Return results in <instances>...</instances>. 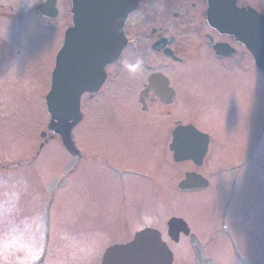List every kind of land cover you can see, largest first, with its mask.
Here are the masks:
<instances>
[{"label": "rangeland", "instance_id": "obj_1", "mask_svg": "<svg viewBox=\"0 0 264 264\" xmlns=\"http://www.w3.org/2000/svg\"><path fill=\"white\" fill-rule=\"evenodd\" d=\"M13 2L15 0H0V264H37L44 258L43 251L46 253L43 264H101L106 249L131 241L134 233L144 228L161 232L162 239L172 250V264H195L194 253L186 238L176 246L166 237V223L170 217L183 218L191 231L196 228L200 232L198 235L209 244L203 251L207 264H242V260L264 264V171H261L259 192L261 217L259 207H253L252 211L249 207L244 208L253 228L240 214L228 219L238 232L236 236L241 248L245 249L237 251H231L228 242L213 234L212 221L215 218L212 210L204 213L206 205H200L199 209L193 204L191 193L178 191L176 185L190 164H173L167 146L169 135L146 137L148 144L155 147L159 162L146 153L149 146L139 141H136L135 149L114 151L120 160L148 169L155 170L157 162V173L163 177L160 186H144L130 177L112 176L110 179L99 172V150L108 149L104 146L110 145L107 137L100 136L99 142V127L104 124L111 129L110 117L99 118V112L104 109L99 104H104L107 98L99 99V92L92 94L91 98L87 94L81 96L75 117L63 123L48 112L45 97L50 92V73L54 63L49 55L57 46L44 56L43 38L35 33L12 36L9 29H4L6 26L2 23L7 21L3 17L11 12ZM240 3L264 14V0H240ZM13 7L20 8L18 3ZM8 24L20 25L10 21ZM24 26L35 30L31 23L26 22ZM51 43L53 45L48 42ZM18 44L24 51L18 54L30 55L39 49L40 53L35 55H43L42 59L16 60ZM252 63L250 56L248 70ZM254 85V78L247 74L243 87L253 89ZM259 85L262 93L261 139L264 140L262 74ZM225 96L226 92L218 91L214 99L202 101L196 104L197 107L191 102L190 108L180 106L170 110L169 118H189L190 114H197L204 119V127L213 132L220 127L229 136L224 153L235 157L240 155L238 145L245 146L250 140L251 120L241 103V100L245 102L244 97L240 99L237 93L226 98L229 106L220 110L214 107ZM199 111L203 113H197ZM161 115L160 111H153L146 117L159 118ZM136 116L144 118L138 110ZM227 117L228 121L225 120ZM126 129L132 131L130 127ZM69 140L72 145L67 149ZM100 145L103 148H99ZM161 154L165 157L164 163L160 162ZM121 188L124 190L120 192ZM116 198L119 202H115ZM108 202L110 205L114 203L109 216H117L120 223L114 226L115 218L110 223L104 218L99 230V211L105 212ZM189 206L191 209L187 210ZM184 209L187 210L185 213ZM207 219L209 224L201 230L200 225ZM234 243L238 244L236 239ZM46 245L47 251L43 250Z\"/></svg>", "mask_w": 264, "mask_h": 264}, {"label": "flooded vegetation", "instance_id": "obj_2", "mask_svg": "<svg viewBox=\"0 0 264 264\" xmlns=\"http://www.w3.org/2000/svg\"><path fill=\"white\" fill-rule=\"evenodd\" d=\"M89 1L15 0L10 5L11 12H7L8 14L3 17L7 23L2 24L6 26L4 29H9L12 36L35 33L43 38L44 56L49 55L50 50L57 46L49 55L55 62L56 55L64 45L66 33L75 28V6ZM114 1L115 8L121 6L124 10L121 23L123 45L115 59L102 68L103 77L97 91L99 99L108 100L104 104H99L100 108H104L99 112V118L110 117L111 126V129L104 124L99 127V142H101L100 136L104 139L107 137L110 142V145L104 146L108 149L99 150L101 170L99 172L109 178L130 177L144 186H160L163 184V177L156 170L159 157L155 147L148 144L146 137L169 135L167 146L173 164H190L176 185L178 191L191 193L194 196L193 204L197 208L206 205L203 209L204 213L212 210L211 213L215 218L212 221L214 225L212 232L228 242L231 251L245 250L240 246L234 224H230L228 219L240 214L243 216V221L252 229L250 216L244 208L249 207L252 211L253 207L258 208L261 203L259 192L261 171H264V140L261 139L262 93L259 85L261 72L257 69L254 59L248 70L247 61L251 54L248 55L247 47L239 37L220 32L213 26L208 14V0ZM16 2L20 7L18 9L13 7ZM232 3L235 10L253 11L264 26V14L261 15V10L256 11L243 6L240 0H232ZM9 21L20 25L14 27L8 24ZM26 22L31 23L35 30L24 26ZM11 27L13 28L10 29ZM48 42H53V45L52 43L49 45ZM26 46L32 47L30 44ZM35 50L37 52L30 55L18 54L24 53L18 44L16 60H41L43 55L36 56L35 54L40 53V50ZM245 74L254 78L253 89L248 86L243 87ZM215 86L217 87L214 88ZM218 91L226 92V96L214 105L218 110L223 106H229L226 98L237 93L240 99L244 97L245 102L241 100V103L249 112L251 137L245 146L238 145L239 156L230 157L224 153L229 136L220 127L216 128L215 132L204 127L202 124L204 119H200L199 115L190 114L189 118H169L170 110L179 109L180 106L190 108L191 102L197 107L202 101L214 99ZM87 95L89 98L92 96V94ZM136 110L144 118L137 117ZM153 111H160L162 115L159 118H147L146 116L152 115ZM228 119L227 117L225 120ZM129 127L132 131L126 129ZM136 141L149 146L146 153L158 160L155 162V170L126 163L114 154V151L120 152V149H135ZM173 142L176 143L175 146H171ZM66 144L70 149V143ZM99 148H103L102 145ZM165 149L167 147L164 151ZM160 159V162L164 163L163 154ZM175 159L178 161L175 162ZM218 160L222 162L217 164L215 161ZM157 174L160 176L157 177ZM187 178L189 180L184 187L183 183ZM122 190L124 189L121 188L120 192ZM115 202H119V198H116ZM122 204L125 206L124 201ZM104 208L105 212L99 211L101 218L99 230L104 224V218L108 219L107 223L115 218L114 226L120 223L117 216H109V209L114 208V203L110 205L108 202ZM186 209L190 210L191 206ZM186 209L183 210L184 213ZM260 211L261 207L258 208L261 217ZM173 219L182 220L185 224H174L179 234L176 242L168 237V225ZM207 224L209 219L205 224L200 225V228ZM145 229L147 228L134 234ZM158 232L161 234L160 231ZM165 233L176 246L181 243L182 238H186L194 253V263L207 264L203 251L205 252L209 244L202 240L196 228L195 231H191L183 218L170 217L166 223ZM185 233L190 235H182ZM201 233L204 234L202 231ZM234 239L238 244L234 243ZM45 247L43 250L47 251V245ZM42 255L43 264L46 253L43 251ZM242 264L258 263L242 260Z\"/></svg>", "mask_w": 264, "mask_h": 264}, {"label": "water", "instance_id": "obj_3", "mask_svg": "<svg viewBox=\"0 0 264 264\" xmlns=\"http://www.w3.org/2000/svg\"><path fill=\"white\" fill-rule=\"evenodd\" d=\"M208 1L213 26L220 32L237 35L264 73V26L254 12L235 10L232 0ZM114 4V0H90L74 8L75 28L66 33L52 74L51 91L46 97L49 113L61 121L75 117L83 93L98 89L102 67L115 58L122 46L124 10L121 6L115 8ZM188 180L183 183L184 187ZM174 222H170L169 228ZM169 236L177 240V234ZM172 261V254L162 243L160 234L145 230L136 234L130 243L107 249L102 264H172Z\"/></svg>", "mask_w": 264, "mask_h": 264}, {"label": "trees", "instance_id": "obj_4", "mask_svg": "<svg viewBox=\"0 0 264 264\" xmlns=\"http://www.w3.org/2000/svg\"><path fill=\"white\" fill-rule=\"evenodd\" d=\"M198 253H199V251H198Z\"/></svg>", "mask_w": 264, "mask_h": 264}]
</instances>
